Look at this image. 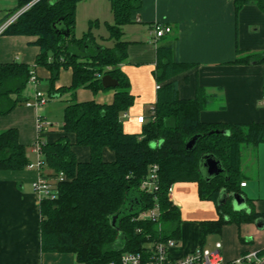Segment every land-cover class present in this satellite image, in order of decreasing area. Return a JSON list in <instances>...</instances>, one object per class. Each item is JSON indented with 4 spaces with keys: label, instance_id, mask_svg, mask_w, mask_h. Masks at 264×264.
<instances>
[{
    "label": "trees",
    "instance_id": "16d2710c",
    "mask_svg": "<svg viewBox=\"0 0 264 264\" xmlns=\"http://www.w3.org/2000/svg\"><path fill=\"white\" fill-rule=\"evenodd\" d=\"M32 1L18 0L6 19ZM80 1L39 0L4 31L8 35L35 37L40 52L33 68L21 62L0 64V115L10 113L26 100L23 94L37 67L50 73L51 97L64 92L72 96L64 123L57 130L62 135L43 145L44 168L47 166L53 175L65 173L67 180L56 183L57 197L41 200L42 250L73 253L81 264H119L123 253L140 252L151 241L178 240L182 215L169 198L176 182L198 183L200 198L217 204L220 217L200 222L202 246L210 235L221 233L226 224L241 226L264 221V213L253 207L250 211H235L230 196L243 192L242 183L247 185L242 176L243 149L256 150L264 143V122L202 121L200 113L207 95L198 87L195 98L180 99L175 81H169L187 64L165 59L155 71L160 93L154 114L147 117L140 133L126 132L121 115L135 104L136 97L121 68L128 59V42L121 41V27L134 21L133 13L142 7V0H110L115 22L106 26L110 37L117 40L113 47L98 43L92 34L93 21L88 32L77 37L76 9ZM251 3L264 10V0H235L236 14ZM237 53L233 64H264V52H242L238 48ZM63 69L72 70V82L56 91ZM106 74L119 82L111 103L77 100L81 88L93 93L107 90L102 83ZM223 130L230 134H223ZM195 136V145L188 149V141ZM74 146L87 147L89 159L78 160ZM106 149L114 152V160L105 159ZM206 155L220 161L221 174L207 175L203 167ZM31 162L26 146L20 143L18 129L0 131V170H22ZM155 165L159 188L150 194L140 185ZM251 201L247 197L248 205ZM155 204L160 207L157 222L138 218Z\"/></svg>",
    "mask_w": 264,
    "mask_h": 264
},
{
    "label": "crops",
    "instance_id": "0c3cea01",
    "mask_svg": "<svg viewBox=\"0 0 264 264\" xmlns=\"http://www.w3.org/2000/svg\"><path fill=\"white\" fill-rule=\"evenodd\" d=\"M18 0H0V25L13 10ZM235 0H142V7L133 13L134 21L122 26L121 41L128 42V59L121 64L130 81V90L135 95V104L122 114L121 120H129L140 129L127 131L140 133L148 121L151 108L155 107L159 95V83L155 76L158 64L163 60L187 64L173 76L180 99L197 96L198 87L207 95V101L200 118L208 123L264 122V64H233L238 48L242 52H264V10L256 3L242 7L238 14ZM96 22L92 34L100 45L113 47L117 42L110 37L106 24H114L115 17L110 0H82L76 9V35L82 37L89 30L90 22ZM170 28L163 37L156 39L154 24ZM35 37L24 35H0V64L21 62L36 67L40 49L34 43ZM66 85L72 82V70ZM38 88L43 77L49 78L46 68L37 67ZM27 90V89H26ZM115 88L93 93L81 88L77 92L79 102L95 100L109 104L114 99ZM33 93V91H32ZM26 100L33 95L26 91ZM15 98V96H13ZM72 100V96L70 95ZM25 101L8 114L0 115V131L16 128L20 143L26 146L29 159L34 162L36 154L33 145L38 140L37 120L42 116L49 121L51 109L28 105ZM149 110V114L147 112ZM146 117L145 123L138 121ZM40 137L43 143L59 139L62 133L54 130L53 124ZM63 125V124H62ZM61 125V126H62ZM124 125V123H123ZM60 126V127H61ZM125 129V128H124ZM71 140L74 136L70 134ZM261 148V144L258 146ZM77 159L86 161L90 157L87 147L74 146ZM105 159L114 160L115 154L105 150ZM42 172L53 176L47 166L43 171L25 168L22 170H0V264H81L73 253H54L42 250L41 200L34 184ZM248 180L253 181L248 183ZM241 193L247 201V210L253 207L264 213V159L259 158L257 174L246 180ZM255 188L259 195L255 196ZM192 194L197 199L196 182H176L172 186L170 200L179 207L183 220L184 202L190 196L177 193L178 190ZM250 194V195H249ZM263 194V195H262ZM211 202V201H208ZM233 202V197H232ZM212 203V202H211ZM205 218V217H199ZM213 219L217 220L215 216ZM201 219L183 220L178 245L171 249L172 258L180 257L199 247L214 248L222 243L224 258L231 261L242 254L264 249V227L256 223L226 224L217 238H207L202 246L200 237ZM212 236V235H210Z\"/></svg>",
    "mask_w": 264,
    "mask_h": 264
},
{
    "label": "built area",
    "instance_id": "2783aa9c",
    "mask_svg": "<svg viewBox=\"0 0 264 264\" xmlns=\"http://www.w3.org/2000/svg\"><path fill=\"white\" fill-rule=\"evenodd\" d=\"M39 0H33L30 4L10 16L6 21L0 25V35L17 20L18 16L28 10L33 4ZM167 32H170L169 27H165L160 23L154 24L155 38L159 39L163 37ZM30 84L34 86V99L26 101L28 105H34L38 108H43L49 101L48 97L38 90L39 80L35 72H32L30 78ZM264 104V101H263ZM155 107L151 108V114H154ZM127 115V114H125ZM138 121L140 123L146 122L144 116H139ZM50 123L46 121L41 115L38 116L37 128H38V140L33 145V152L36 154V160L28 165L29 169H37L42 171L45 166V155L43 151L44 143L40 137L45 131L50 128ZM67 180L65 173L60 172L58 175L46 176L41 175L39 180L35 182L34 189L39 196L40 200L43 198L54 199L57 197L56 183ZM158 166L153 167L152 172L145 178L140 189L146 193L154 194L158 191ZM242 186H246V183H242ZM172 187L169 191V198H171ZM160 217V207L158 204L151 209L143 211L139 215V219L150 220L157 222ZM178 240L174 238H167L164 240H154L146 245V248L140 252H125L122 254L119 264H264V251H252L242 254L241 256L228 261L222 254V243L217 242L215 247L204 248L199 247L189 253H186L180 257L172 258L170 251L172 248L178 245ZM111 264H117L112 262Z\"/></svg>",
    "mask_w": 264,
    "mask_h": 264
},
{
    "label": "rangeland",
    "instance_id": "374dc122",
    "mask_svg": "<svg viewBox=\"0 0 264 264\" xmlns=\"http://www.w3.org/2000/svg\"><path fill=\"white\" fill-rule=\"evenodd\" d=\"M69 72H71L70 69H63L61 71L60 79L56 82L55 86L58 85V83H62L63 85H66V83H68L69 81L68 78ZM34 90H35L34 86L32 84H29L26 93L28 95L34 96ZM38 90L39 92L43 93L45 96L48 97L49 101L46 107H49V109H51L48 122L53 124L54 130H58L59 127L64 123L66 107L72 102L70 99L71 94L68 92H64L58 97H51L50 81L49 78H45V77H43V80L41 81ZM148 114H149V110L147 112V115ZM123 123H124V128L127 131L132 132L134 130L136 131L140 129V127L138 128L137 126H134L129 120H125ZM258 148H256V150L253 149V147L243 149L242 176L246 180L250 177L252 179V177H254L257 174L260 155L264 159V143L261 144L260 150H258ZM252 182L253 181L248 180V183H252ZM255 189H256L255 196H258L259 188H255ZM177 193L183 194L185 196L187 195L190 196L184 202L185 209L183 210V220L192 221L195 219H201V220L213 219L212 217L215 218V216L217 218L220 217V213L218 211L216 202L212 200H202L199 196V190H198L197 199L196 198L194 199L191 193L187 194V192H182L180 189L177 191ZM208 201H211L212 203ZM199 217H205V218H199ZM217 237L218 235L209 236V238H217Z\"/></svg>",
    "mask_w": 264,
    "mask_h": 264
},
{
    "label": "water",
    "instance_id": "95a60500",
    "mask_svg": "<svg viewBox=\"0 0 264 264\" xmlns=\"http://www.w3.org/2000/svg\"><path fill=\"white\" fill-rule=\"evenodd\" d=\"M102 83H103V86L105 88H117L118 84H119L118 80L113 78L112 75H110V74H106L102 77ZM217 132L219 133V131H217ZM222 133L225 135L230 134L228 130H223ZM196 140H197V136L193 137L190 141H188L187 148L188 149L193 148V146L196 143ZM203 167H204L207 175L210 177L218 176L219 174H221L223 172V167H222L220 161L211 155H206L204 157ZM230 196L233 197L232 205H233V208L235 211H244V210L248 211L247 210V201L241 193L232 194ZM256 225L258 227H264V221L257 220Z\"/></svg>",
    "mask_w": 264,
    "mask_h": 264
}]
</instances>
